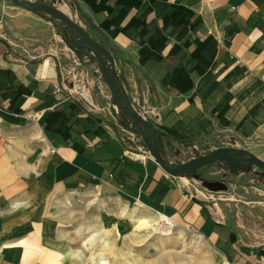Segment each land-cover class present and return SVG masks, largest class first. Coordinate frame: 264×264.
Wrapping results in <instances>:
<instances>
[{"label":"crops","instance_id":"0c3cea01","mask_svg":"<svg viewBox=\"0 0 264 264\" xmlns=\"http://www.w3.org/2000/svg\"><path fill=\"white\" fill-rule=\"evenodd\" d=\"M70 2L112 54L125 99L148 113L163 148L235 137L264 160V0ZM24 11L13 14L12 32H48ZM137 16L146 32L167 36L157 59H140L137 28L112 33L113 22L122 28ZM111 110L95 114L65 90L57 56L29 54L0 35V264H64L50 260L67 252L65 232L77 228L64 220L98 212L120 225L128 209L198 232L211 250L199 254L202 264H264V246L239 245L183 176L130 150L121 136L129 120Z\"/></svg>","mask_w":264,"mask_h":264},{"label":"rangeland","instance_id":"374dc122","mask_svg":"<svg viewBox=\"0 0 264 264\" xmlns=\"http://www.w3.org/2000/svg\"><path fill=\"white\" fill-rule=\"evenodd\" d=\"M31 1L51 4L57 8L65 7L68 16L80 24L93 39H100V36L92 31L89 23L80 18L79 14L77 15L70 0ZM16 12L28 13L9 0H0V35L25 47L29 54L42 57L54 54L63 66L75 65L72 72L78 74L73 82L77 87L73 88L72 82H67V89H70L71 94L80 100H84V97L91 103L92 97L94 102L99 104L95 106L91 103L93 112L103 114L102 108L106 106L102 95H105L108 86L105 81V84L99 82L100 70L97 62L94 61L95 57L81 45L82 40L78 35L62 21L46 13L33 14L40 22L37 29L48 32H12L10 25ZM78 52L80 55L77 54ZM74 62L79 64L76 65ZM72 72L68 74L69 78ZM143 110V108L137 109L149 120L148 113L145 114ZM105 111L109 112L106 109ZM117 113L120 115L121 112L117 111ZM153 121H155L154 117ZM124 133L126 134L121 132V136H124ZM219 140L228 147L247 149L246 144L235 137H224ZM220 142L216 140L212 144L217 145ZM197 145L203 147L200 143ZM249 148L251 149L250 146ZM161 155L167 163L176 159L186 162L193 158L194 152L188 144L173 147L168 146L167 143ZM258 157L263 158L262 155ZM181 176L185 177L183 179L191 192L211 208L218 220L225 222L234 232V238L239 245L264 246L263 170L254 165L233 170L223 161H216L189 175ZM120 213L125 218L120 225H113L111 220L103 221L98 212L80 211L75 218L79 222L70 217L64 220L68 223L71 221L69 224L77 228L65 232L64 236L70 243L66 246L67 252L59 253L50 260L61 257L64 264H202L199 254L211 251L198 232L183 225L176 226L168 217L159 214L156 216L139 214L133 209ZM143 221H159L161 230L164 229L162 227L164 222H167V226L174 225L170 227L168 233L155 232L150 228H142Z\"/></svg>","mask_w":264,"mask_h":264},{"label":"water","instance_id":"95a60500","mask_svg":"<svg viewBox=\"0 0 264 264\" xmlns=\"http://www.w3.org/2000/svg\"><path fill=\"white\" fill-rule=\"evenodd\" d=\"M14 5L29 12L42 14L46 13L66 24L82 40L85 47L97 60L100 73L108 86L111 99L113 100L112 112H121L123 116L133 123L132 130L137 133V143L143 144L149 151L151 158L167 174L181 176L201 169L216 161L227 162L228 158L242 154L248 165H254L264 171V160L259 158L245 148H233L221 146L208 151L206 154L196 156L186 162H165L162 157L163 135L154 124L137 112L125 99L121 86L117 82L115 61L110 51L99 41L93 39L80 24L76 23L70 16L59 10L57 7L32 2L31 0H9ZM72 44V43H71ZM73 46V45H72ZM70 45V47H72ZM228 163V162H227Z\"/></svg>","mask_w":264,"mask_h":264},{"label":"trees","instance_id":"16d2710c","mask_svg":"<svg viewBox=\"0 0 264 264\" xmlns=\"http://www.w3.org/2000/svg\"><path fill=\"white\" fill-rule=\"evenodd\" d=\"M120 15H122V14H120ZM102 23L106 24L107 22L104 21ZM119 23H120L119 20H116L115 22H113V24H114V29L112 30V31H114V32H112L113 34H115L116 31H126L128 29H132V28L136 29L137 28V32L135 33V36L137 37V39L140 43V46H141L139 53H140V59L143 62H146V61L151 60L153 58L154 59L159 58L158 57V56H160L158 54L159 50H161L166 45V41H167L166 35L162 34V32H160V31L154 32L151 34L146 32L148 29V27H147L148 21H146V19L144 17L142 19L140 18V16L132 17L127 22V24L122 28H119V26H118ZM194 69L196 71H199V72L202 71V69H200L197 65L194 67ZM167 73H172V71L168 70ZM182 79L185 80L182 76L176 77V81H179ZM184 86L185 85H179V87H184ZM184 175H189V174H184Z\"/></svg>","mask_w":264,"mask_h":264},{"label":"built area","instance_id":"2783aa9c","mask_svg":"<svg viewBox=\"0 0 264 264\" xmlns=\"http://www.w3.org/2000/svg\"><path fill=\"white\" fill-rule=\"evenodd\" d=\"M57 60L59 61V70H60V74H61V77H62V87L67 90L70 94H71V90L70 89H67L66 87V83L68 82H72V85H73V88H76L77 85L74 82V80L77 79L78 77V74L76 73H73L72 71L74 70V66H70V67H65L61 64L60 60L57 58ZM74 61V60H73ZM74 64L78 65L79 63L78 62H74ZM71 73V78L68 77V74ZM99 82H103L104 83V80H103V77L101 75V73L99 74ZM105 84V83H104ZM84 88V86H83ZM83 97V95H81ZM106 98H111L110 94H109V90H106L105 91V95H104ZM83 101L89 105L92 106V104L86 99L83 97ZM82 100V99H81ZM113 106V103L110 104H106V107L102 108V109H106V110H110L111 107ZM132 127H133V123L129 120L128 121V124H127V127L125 129V132H126V138L128 139V142H130V144L132 145V147L134 149H130L132 152H135L137 151L138 153L141 154V157L143 160L147 159V158H151V155L149 153V151L147 150V148L143 145V144H139L137 143V133L132 130ZM126 139V140H127ZM221 140H218V142H220ZM226 144L225 143H218L217 145H210L209 147L207 148H203V147H199L198 145L196 144H193L191 145V149L192 151L194 152V155H193V158L196 157V156H199V155H203V154H206L208 151L214 149V148H217V147H221V146H225ZM175 161H179V160H175ZM179 162H183V161H179ZM177 162V163H179ZM162 227L165 228L166 226L164 225V223H162Z\"/></svg>","mask_w":264,"mask_h":264},{"label":"bare ground","instance_id":"6f19581e","mask_svg":"<svg viewBox=\"0 0 264 264\" xmlns=\"http://www.w3.org/2000/svg\"><path fill=\"white\" fill-rule=\"evenodd\" d=\"M58 9L61 10L62 12H64L65 14L69 15V13L65 9V7L60 6V7H58ZM183 178H185V177H183ZM164 224H165L166 227L163 230H161V227H160L161 225L159 224V221H143L141 223L142 228H150V229H152L155 232H165V233L170 232V230H171L170 227L172 225H174V224H169L167 226V222L166 223L164 222Z\"/></svg>","mask_w":264,"mask_h":264},{"label":"flooded vegetation","instance_id":"af4514ba","mask_svg":"<svg viewBox=\"0 0 264 264\" xmlns=\"http://www.w3.org/2000/svg\"><path fill=\"white\" fill-rule=\"evenodd\" d=\"M245 156H243L242 154H237L232 156L231 158H228L226 161L228 162H224L229 168L233 169V170H237L240 168H243L245 166H247L248 164L245 162Z\"/></svg>","mask_w":264,"mask_h":264}]
</instances>
